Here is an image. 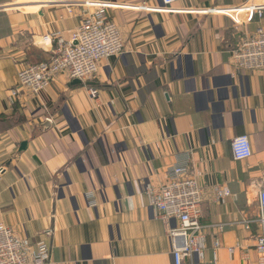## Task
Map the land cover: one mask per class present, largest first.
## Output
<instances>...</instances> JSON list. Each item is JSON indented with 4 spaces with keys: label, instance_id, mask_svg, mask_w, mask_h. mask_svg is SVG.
Wrapping results in <instances>:
<instances>
[{
    "label": "crops",
    "instance_id": "crops-1",
    "mask_svg": "<svg viewBox=\"0 0 264 264\" xmlns=\"http://www.w3.org/2000/svg\"><path fill=\"white\" fill-rule=\"evenodd\" d=\"M98 8L122 54L82 85L58 74L40 101L21 88L11 105L18 71L50 60ZM259 26L264 0H0V223L26 255L44 241L47 264H172L178 223L159 218L144 188L187 161L202 190L204 263L214 241L218 264L255 260L258 229L244 224L264 176V71L237 73L231 52ZM243 135L252 156L239 162L230 144Z\"/></svg>",
    "mask_w": 264,
    "mask_h": 264
},
{
    "label": "built area",
    "instance_id": "built-area-1",
    "mask_svg": "<svg viewBox=\"0 0 264 264\" xmlns=\"http://www.w3.org/2000/svg\"><path fill=\"white\" fill-rule=\"evenodd\" d=\"M164 5H172L185 0H161ZM257 16L262 17L260 10ZM124 43L117 26L107 18L103 8L87 14L71 34L67 42L58 41L52 58L46 62L26 65L17 73V84L10 92L11 105L21 88L27 89L33 98L40 101L42 92L64 74L70 81L86 82L94 78L103 59L122 54ZM233 68L237 73L264 71V29L257 27L246 35L236 49L231 52ZM91 98L98 97L96 89H89ZM231 154L235 161H247L252 156V148L247 136H239L231 141ZM189 163H179L166 172V182L160 187L146 185L145 195L150 207L158 212L162 220L175 219L178 226L168 231L172 264H205V227L201 224L202 190L195 178L189 174ZM229 192L217 189L215 199L223 202ZM258 216L254 221H246L244 228L252 224L258 231L254 241L256 259L244 257L243 264H264V176L256 195ZM220 245L214 241L212 257L208 264H218L217 250ZM239 249V244L227 249L231 257ZM50 250L43 241L39 242L32 257H28L23 245L15 238L10 227L0 223V264H47Z\"/></svg>",
    "mask_w": 264,
    "mask_h": 264
},
{
    "label": "water",
    "instance_id": "water-1",
    "mask_svg": "<svg viewBox=\"0 0 264 264\" xmlns=\"http://www.w3.org/2000/svg\"><path fill=\"white\" fill-rule=\"evenodd\" d=\"M82 84H83V83H82L81 81H79V80H73V81H71V85H72V86H75V85H82ZM49 125H50L49 122L46 121L44 124L41 125V127H46V126H49ZM26 146H27V143H26V142L21 143V145H20V147H19V152L24 151L25 148H26Z\"/></svg>",
    "mask_w": 264,
    "mask_h": 264
}]
</instances>
